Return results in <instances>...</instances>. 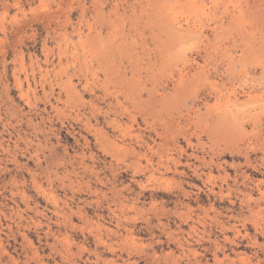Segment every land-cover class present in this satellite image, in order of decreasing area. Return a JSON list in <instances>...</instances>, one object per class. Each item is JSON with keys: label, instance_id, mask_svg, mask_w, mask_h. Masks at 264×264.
<instances>
[{"label": "rangeland", "instance_id": "374dc122", "mask_svg": "<svg viewBox=\"0 0 264 264\" xmlns=\"http://www.w3.org/2000/svg\"><path fill=\"white\" fill-rule=\"evenodd\" d=\"M0 264H264V0H0Z\"/></svg>", "mask_w": 264, "mask_h": 264}]
</instances>
